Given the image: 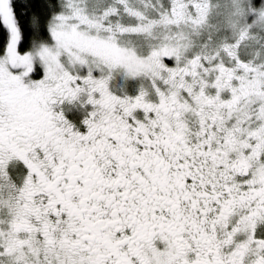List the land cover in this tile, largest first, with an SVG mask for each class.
Returning <instances> with one entry per match:
<instances>
[{"label":"snow or ice","instance_id":"obj_1","mask_svg":"<svg viewBox=\"0 0 264 264\" xmlns=\"http://www.w3.org/2000/svg\"><path fill=\"white\" fill-rule=\"evenodd\" d=\"M0 264H264V0H0Z\"/></svg>","mask_w":264,"mask_h":264}]
</instances>
